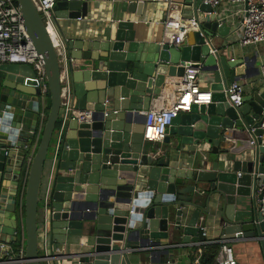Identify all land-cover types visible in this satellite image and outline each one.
<instances>
[{"label":"water","instance_id":"95a60500","mask_svg":"<svg viewBox=\"0 0 264 264\" xmlns=\"http://www.w3.org/2000/svg\"><path fill=\"white\" fill-rule=\"evenodd\" d=\"M17 2L44 63L49 92L43 93L30 64L0 63V240L18 238L20 175L36 145L23 198L26 264H42L40 217H48L54 264H139L130 243L151 247L153 260L159 252L168 254L163 241H207L209 226L222 239H264L263 215L253 197L264 178V82L241 106L228 101L224 90L251 78L257 57L231 56L229 46L215 45L230 26L219 24L210 5L178 4L182 13L195 15L201 30L170 45L155 28L148 35L140 30L143 1H127L125 17L73 30L69 38L60 20L88 16L89 3H56L52 17L67 49L70 108L87 116L66 121L46 178L62 106L61 66L34 2ZM188 66L200 68L212 100L178 113L165 139L174 145L161 153L144 141L140 111L149 109L168 77L182 75ZM48 184L52 202L43 213ZM200 188L207 191L204 200L197 195Z\"/></svg>","mask_w":264,"mask_h":264},{"label":"built area","instance_id":"2783aa9c","mask_svg":"<svg viewBox=\"0 0 264 264\" xmlns=\"http://www.w3.org/2000/svg\"><path fill=\"white\" fill-rule=\"evenodd\" d=\"M39 13L43 16L45 26L53 40L54 47L59 57L61 66V110L59 120L60 126L56 130L55 153L62 138L66 121L70 119L83 120L87 114L72 110L70 108L71 91L68 74V56L65 41L57 32L52 10L59 0H32ZM71 1V0H66ZM89 3L98 0H80ZM204 3L212 7L210 14L216 16L220 25L230 26V32L237 38L238 44L243 47H257L264 43V0H204ZM164 40L170 45H179L190 31H200V25L195 16L189 23L183 22V18L174 19L168 15L164 21ZM0 63L30 64L36 71L37 78L42 82L43 93L49 92L47 74L41 55L30 38L24 23L22 12L17 0H0ZM199 67H186L180 76L168 77L160 91L153 97L148 110H141L145 116L143 139L148 143H163L168 135V128L172 120L180 112L190 111L194 104H208L212 100L213 91L202 89L199 85ZM259 75L264 82V60L259 66ZM225 93L228 101L241 106L245 99V85L243 81H234ZM90 112H88V116ZM45 120L46 113L42 112ZM264 129V120L260 125ZM255 128H252L254 131ZM31 160V159H30ZM242 173L239 172V176ZM264 177V173H263ZM258 210L264 220V178L254 194ZM51 203L49 184L44 190L42 198V209L47 213L48 205ZM47 216V215H46ZM44 219V218H43ZM41 221L39 231L42 264H54L55 257L48 249V217ZM44 223L46 226L44 227ZM19 232V231H18ZM18 234V233H17ZM21 246L16 249L12 242L0 240V264H26L25 259V231L22 224L20 231ZM220 250L217 255V264H238L235 257L233 245L224 240L220 242ZM195 264H201L197 261Z\"/></svg>","mask_w":264,"mask_h":264},{"label":"crops","instance_id":"0c3cea01","mask_svg":"<svg viewBox=\"0 0 264 264\" xmlns=\"http://www.w3.org/2000/svg\"><path fill=\"white\" fill-rule=\"evenodd\" d=\"M132 0H98L93 3H89L88 7V16L81 17L77 20H60L61 26L65 35L69 38L73 36V30H89L95 29V27L99 24H103L105 22L114 20L116 18L125 17L127 14L123 12L126 9L125 2ZM145 2L144 12L146 13L145 18H141L142 21L140 23V30L144 32V34L148 35L149 33L156 29L160 35H164V21L166 20L168 15L174 16V19H179L180 17H186V21L184 23L188 24L189 20L195 16L193 13L184 14L182 13L181 5L183 0H139ZM130 15V14H128ZM186 15V16H185ZM140 19V20H141ZM158 28V30H157ZM78 30V31H79ZM77 31V32H78ZM215 45H226L229 46L228 52L233 53L235 55L231 56H242L247 55L250 57H257V63L254 66H251V73L254 75L246 80H243L245 85V97L251 93L257 85L261 84L262 80L259 75V66L261 62L264 60V43L259 44L257 47H241L237 38L234 34L230 32L228 36L223 38H216L213 40ZM230 53V54H231ZM199 85L202 89H209L208 84L204 81L202 76L199 74ZM46 113V112H45ZM47 115V113H46ZM45 120H43L44 124ZM42 130V127H41ZM55 133V138L53 139V144L51 147V153L49 156V160L46 166V178L50 172L51 166V158L53 157L55 143L57 140ZM39 140H37L38 144ZM148 145L154 146L161 150V153L168 150L172 144L163 143H147ZM37 145L31 149L30 155L28 157V166L30 164V159L34 155ZM45 178V181H46ZM192 183V182H191ZM247 186H252V182H247ZM20 185L18 188V199H17V236L20 237V231L22 230V198L20 196ZM197 195L203 200L207 195V191L204 192L203 189H199ZM254 197V196H253ZM252 199V197H251ZM52 202V201H51ZM42 209L41 212H43ZM44 213V212H43ZM41 221L43 217H40ZM5 221H9L8 218L4 217ZM9 229L8 227L2 226V228ZM19 231V232H18ZM207 233V241L198 242L196 244L190 243L188 245L181 244L180 240H170L163 241L162 244L166 249H169L168 254H164L159 252L158 256L152 260L151 258V247H139L137 243H130L129 247L133 250L132 256L139 260V264H195L197 261L201 263V256L203 254V246L207 243H216L220 245V242L226 240L233 245L235 257L237 259L238 264H264V245L262 241L264 239L260 237H252V238H243V239H222L220 232L218 230H214L211 226L205 228ZM164 248V249H165Z\"/></svg>","mask_w":264,"mask_h":264},{"label":"trees","instance_id":"16d2710c","mask_svg":"<svg viewBox=\"0 0 264 264\" xmlns=\"http://www.w3.org/2000/svg\"><path fill=\"white\" fill-rule=\"evenodd\" d=\"M61 121L58 120L57 122V128L60 126ZM29 150L27 152V156L30 155ZM27 176H28V157L25 159L24 166L20 175V196L22 198V216H24L25 209H24V194H25V187L27 184ZM12 245L18 249L21 246V241L20 238L18 237L16 241L12 242ZM221 245L216 244V243H207L205 244L203 248V254L201 256V264H217L216 258L219 253Z\"/></svg>","mask_w":264,"mask_h":264},{"label":"rangeland","instance_id":"374dc122","mask_svg":"<svg viewBox=\"0 0 264 264\" xmlns=\"http://www.w3.org/2000/svg\"><path fill=\"white\" fill-rule=\"evenodd\" d=\"M263 44V43H262Z\"/></svg>","mask_w":264,"mask_h":264}]
</instances>
